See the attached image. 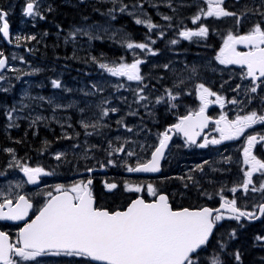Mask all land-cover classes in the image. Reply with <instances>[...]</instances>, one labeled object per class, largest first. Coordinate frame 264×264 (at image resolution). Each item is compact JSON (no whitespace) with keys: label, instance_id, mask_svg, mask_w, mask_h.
Instances as JSON below:
<instances>
[{"label":"rangeland","instance_id":"obj_1","mask_svg":"<svg viewBox=\"0 0 264 264\" xmlns=\"http://www.w3.org/2000/svg\"><path fill=\"white\" fill-rule=\"evenodd\" d=\"M27 2L28 0H0V8L8 12L6 19L11 24L12 39V46L8 47L0 34V53H3V57H9H7L9 69L5 75H0L2 77L0 110L5 107L6 111L14 112L11 120L6 119L4 132L12 134L21 131L19 125L25 121L24 132H33L34 137L42 135L43 132L59 133L62 137L59 143H62L61 146L58 144L54 147L52 152L41 150L34 157H29L30 166L33 168H55L54 172H49L52 173L51 175H43L45 183L34 189L28 186L19 166L22 165L23 155L17 154L15 149L12 154L9 153L5 169H0V193H3L0 202L4 198L16 201L19 195L25 194L41 207L47 200L44 199L48 198L46 194L49 191L56 193L57 185L70 187L74 183L83 181L88 171L82 168H92L96 171L95 178L99 186L103 185L102 188L100 186L103 191L107 189V183L121 186V190L114 197L117 204L126 203L138 195H147L148 185L154 188L158 186V193L169 189L176 204L190 196L198 198L202 186L205 187L204 197L213 203L237 199L238 195L243 197L241 185L246 179L244 173L250 169V165L242 161L244 145L235 147L227 154H217V152L204 154L205 147H193L177 139L178 141L175 140L171 147L170 151L173 155L165 168L171 170L177 159L190 156L191 160L186 163L185 172L180 171L159 179H145L147 183L129 177L126 171L129 166L135 167L148 161L154 147L162 139L158 132L145 126L146 123H158L157 107L151 100L163 97L161 102L163 105H169V110L172 104L177 105L173 111L183 116L202 106L198 97L193 94L198 84L203 83L219 95L218 84L224 78L222 70L225 68L216 60V56L229 33L239 34L242 28L241 22H247L246 18L250 21H264V16L260 14L264 12V4L261 0H226L223 7L237 13V16L221 18L201 16V20L196 23H193V18L199 14L201 8L206 10L207 0H117V2L116 0H76L74 7H84L89 13L80 18L79 24L65 29L59 25L55 27L51 21V10L52 6L54 7L51 0H37L39 13L43 19L40 15L31 18L24 15ZM125 5L128 7L121 12V7ZM134 5L142 6L133 7ZM165 16L171 19L165 20ZM237 17L239 24L236 22ZM136 19L151 21L158 27L149 30L146 23L136 24ZM213 22L221 23L212 26ZM201 25L209 28V35L206 38L193 37L187 40L179 35L184 30H198ZM35 28L41 30L39 38H36V33L31 31ZM49 28L55 30L51 44L62 46L63 55L58 54L60 47L58 46L56 50L49 49L52 55L47 56L45 51ZM77 29L81 31L78 32ZM85 31L90 33V36L84 35ZM148 33L153 35L147 37ZM160 33L163 35L161 36ZM32 36L35 39H27ZM17 37L20 39L17 40ZM151 40L155 43H151ZM173 40L177 43H171ZM210 41H213L212 45ZM128 43H147L156 54L137 48L129 49ZM98 49L101 51H97ZM137 59L143 61L140 64V72L144 77L142 82L113 76L99 67L100 63H106L111 67L120 63H133ZM165 64L168 68L164 67ZM193 68L196 69L195 73L192 72ZM227 75L230 78L231 91L240 85L242 95H246L245 90L249 85L244 73L232 68ZM53 80H59L61 87H53ZM181 80L183 83H180ZM166 84L173 85L171 90L174 94L180 93L176 101H171L165 90L161 95L157 93L153 96L154 87ZM141 88H143L142 93L139 92ZM139 95H144L147 99L139 100ZM212 97L208 99L216 101V98ZM232 99L238 101L235 97ZM10 101L15 103H2ZM112 108H116L117 111L112 113L110 111ZM102 109H108L109 115L103 116ZM233 110L239 112L241 109L235 106ZM144 113L150 117L147 119ZM38 117L40 119H37ZM83 123L97 124L98 127L85 129ZM128 128L132 131H128ZM217 129L216 125L213 137L219 136ZM42 143L46 146L49 144L48 140H43ZM76 145L79 147H75ZM121 146L125 148V152H114V149ZM100 149L105 150V155L97 154ZM128 151H133L135 155L128 156L126 154ZM57 153H65V156L61 160H56ZM47 159L50 160L49 164H52V167L47 165ZM109 160L113 163L109 164ZM198 165L203 166V171L197 167ZM69 170L72 172V176H69L70 180L68 179L70 172H67ZM61 175H65V179ZM189 176L193 179L189 180ZM137 184H142L139 187L143 192L128 190L137 187ZM176 184L179 187L172 188ZM185 184L188 186L185 187ZM232 188H237V191L233 193ZM244 198L250 201L247 210L257 215L258 206L262 203L260 198L264 199V193L260 196L259 193L252 192L250 185ZM224 215L229 216V214ZM221 224L222 230L215 242L218 247L214 250L220 255L221 251L235 253L240 252V249L245 250L248 246L246 243L240 242L241 248L239 244L236 245L243 239V234L249 235L253 244L264 248V241L256 240L257 236L264 237V219L258 222L259 231H254L252 225L243 219L237 222L226 218ZM230 225L236 228L234 239L229 237L232 231ZM221 242L227 245L225 249L220 248ZM91 263H87L81 257L77 261V264ZM65 264L74 263L70 261ZM206 264H213L212 259L210 258Z\"/></svg>","mask_w":264,"mask_h":264},{"label":"snow or ice","instance_id":"obj_2","mask_svg":"<svg viewBox=\"0 0 264 264\" xmlns=\"http://www.w3.org/2000/svg\"><path fill=\"white\" fill-rule=\"evenodd\" d=\"M261 3L264 4V0H261ZM223 4L224 0H207L206 10L201 8L199 14L193 18V23L200 21L201 16L216 18L237 16V13L228 11L223 7ZM141 6L134 5L133 7ZM127 7V5L121 7L120 11L124 12ZM260 14L264 16V12ZM24 15L29 17L40 15L37 0H28L24 7ZM7 16L8 12L0 8V33L4 37H9ZM40 18L43 19V16L40 15ZM164 19L170 20L171 17L165 16ZM236 22L239 24V17H237ZM135 23L138 25L146 23L149 30L158 27L151 21L140 19H136ZM77 31L81 30L77 29ZM83 34L90 36V33L86 31ZM160 35L162 36L163 33ZM179 35L187 40H191L193 37L206 38L209 35V28L201 25L198 30H184ZM19 39L17 37V40ZM27 39H35V37L32 36ZM150 42L155 43L154 40ZM171 43L175 44L177 41L173 40ZM238 44H243L248 48V51H237L236 45ZM127 48L147 50L153 55L156 54L147 43H128ZM2 57L3 53H0V70L7 66L6 58ZM93 59L95 60V57ZM216 60L222 65L246 66L245 78H251V86L245 90L246 94L249 92L257 93L258 89L264 91L261 88V85H264V28L257 23L247 34L234 35L229 33L216 56ZM141 63L143 61L137 59L133 63H120L118 66L111 67L106 63H100L99 67L113 76L126 77L128 81L142 82L144 77L140 72ZM164 67L168 68V65L165 64ZM192 72L195 73L196 69L193 68ZM180 83H183V80ZM52 84L55 88L61 87L59 80H53ZM239 89L240 85H237L233 90ZM165 91L171 101H176L180 95L179 92L174 94L171 89ZM197 91L202 105L199 111L183 116L178 123L162 133V139L159 140V146L155 148L151 159L147 163L127 167L128 172H159L161 170L160 161L164 157L168 142L172 139L169 135L172 131L182 133L189 143L196 144L197 137L207 127L210 119L205 115L209 103L212 102L208 98L215 96V102L220 103L221 106L224 103L223 97L211 91L203 83L197 85ZM139 92L142 93L143 88L139 89ZM146 99V96L139 95V100ZM163 99V97L158 98L156 103L163 102ZM260 99L264 102V97ZM229 102L238 103L235 99ZM249 103H251V98ZM171 106L174 108L177 105L172 104ZM110 111L115 113L117 109L112 108ZM261 113H264V109L261 110ZM102 114L108 116L109 110L102 109ZM8 119H12L11 114H9ZM118 123L120 122L118 121ZM222 123L223 127L217 129L221 134L220 139H212L211 141L206 139L204 143L198 146L204 148L209 143L215 145L220 144L223 140L237 139L253 125L264 124V114H258L257 111L253 110L250 114L237 116L233 121L221 116L216 124L221 125ZM83 127L85 129L95 128L98 125L83 123ZM127 130L132 131L131 128ZM87 134L90 135L91 133ZM66 138L71 139L72 137ZM260 140L264 141V135L260 136ZM256 142V135L247 137L244 163L250 165V170L244 173L246 179L241 185L245 194L248 193L250 185L252 192L264 193V180H261L259 187H256L253 182L254 173H260L264 177V161L257 159L252 152ZM75 147H79V145ZM6 151L10 154L14 152L13 149H6ZM114 152L123 153L125 148L123 146L118 147L114 149ZM126 154L128 156L135 155L133 151H128ZM63 156L65 153H57L55 159L61 160ZM108 163L111 164L113 161L109 160ZM19 166L27 176V182L32 184L38 183L41 175L52 174L41 167ZM197 167L203 171L202 165ZM93 170L92 168L87 169L89 172ZM188 179L192 180L193 177L189 176ZM91 184L92 180L89 179L86 183L81 181L72 184L70 187L57 185L55 188L56 195L49 191L46 194L48 198L39 209L38 214L20 230L17 244L22 246L9 243L8 235L5 232H0V264H21V261H32L36 260L37 257L49 254L85 257L92 261L103 262V264H198L200 252L208 245L219 222L226 218L239 222L242 217L252 220L264 216V204L258 206L260 216H257L253 212L241 211L237 206L236 199L224 200L221 208L217 209L208 207L173 209L168 196L158 193L152 185L147 186V191L156 197L155 200L148 202L138 197L131 201L123 211H109L96 205L90 188ZM187 186L185 184V187ZM106 187L111 191L117 188V184L107 183ZM128 190L136 193L143 191L139 186ZM231 191L235 193L237 188H232ZM0 196H3V193H0ZM32 207L33 204L24 195H19L15 204L11 198H4L0 202V220H24ZM5 209L7 210L5 211ZM221 209L226 210L231 215L226 217ZM229 237L232 239L236 237L235 229L229 233ZM256 240L264 241V237L257 236ZM226 247V244H220L221 249ZM14 257H19L20 260H16ZM234 257L237 262H241L239 251L234 253ZM214 264H222V261L216 258Z\"/></svg>","mask_w":264,"mask_h":264},{"label":"trees","instance_id":"obj_3","mask_svg":"<svg viewBox=\"0 0 264 264\" xmlns=\"http://www.w3.org/2000/svg\"><path fill=\"white\" fill-rule=\"evenodd\" d=\"M52 3H54V7L52 6L51 10V17H52V23L55 25L61 26L63 29L67 28L71 24H75L78 21H80V18H82L83 12H85V15L87 14V10L84 9V7H74L76 5V0H51ZM55 11V12H54ZM255 25V21H253L249 25V29H252ZM132 27H135L133 24H131ZM140 29V28H137ZM58 31V30H57ZM55 33V30H53V34ZM153 34L148 33L147 37H151ZM44 37V36H43ZM53 40V36H49L48 42L46 43V53L47 56L50 57L51 50H56L59 44H51V41ZM43 47V45H42ZM50 47V48H49ZM63 48L62 46L58 49V54H61ZM154 90H158V86L153 88ZM3 104H7V102H2ZM7 119V111L5 110V107H3V110H0V167L5 164L7 161L9 154L6 151V149H12L16 148L17 152L19 154H24L26 151H30L31 153L37 154L41 152V148H43V143L40 137H34L33 132L27 133L24 132V130H21L19 132H13L12 134H7L4 132V127ZM49 144L47 147L51 146L54 141L49 140ZM110 203L112 202V198H110ZM206 202V201H205ZM185 203L188 207H195L199 206L201 203L199 198L192 199L190 198L185 199ZM257 225V226H256ZM232 230L236 228L233 227V225H230ZM251 227H253L254 231L260 230V224L258 223L253 224ZM222 230V227H221ZM243 239L236 243V245L239 244V247L241 248L240 242L246 243L248 246L245 247V250L240 249V255H241V262H237L234 257V253H230L227 251H221V255L214 251L218 244H215L218 239V234L214 237L211 247L207 248L205 251H201L200 255L198 257V264H206L210 261V258L212 259V262L214 264V260L216 258H219L220 261H222V264H264V248H261L259 246H256L252 243L251 237L247 234H243ZM222 243V242H221ZM262 254V255H261Z\"/></svg>","mask_w":264,"mask_h":264},{"label":"flooded vegetation","instance_id":"obj_4","mask_svg":"<svg viewBox=\"0 0 264 264\" xmlns=\"http://www.w3.org/2000/svg\"><path fill=\"white\" fill-rule=\"evenodd\" d=\"M248 49V48H247ZM248 51V50H247ZM261 88L264 89V85H261ZM258 95H260V97H257V108L261 107L264 108V102L261 101V97H264V91H261L260 89H258L257 92ZM162 118H164V121H162ZM174 116H173V111L169 110L166 112V117H161L160 118V125L158 126V128H155V130L160 134L161 138H162V133H164L167 128H168V124L169 122H171L173 120ZM257 159L264 161V154L260 155V156H256ZM169 173V170H167L166 168H163V172L162 175L160 176V178L162 177H166ZM262 178L260 173H254L253 174V182L258 181ZM175 187H179L178 184L174 185L172 188ZM95 195L97 197V203L99 206L104 207V208H111L113 207L110 204V198H112V195L110 193H105V192H95ZM264 200V199H263ZM112 203V202H111Z\"/></svg>","mask_w":264,"mask_h":264},{"label":"water","instance_id":"obj_5","mask_svg":"<svg viewBox=\"0 0 264 264\" xmlns=\"http://www.w3.org/2000/svg\"><path fill=\"white\" fill-rule=\"evenodd\" d=\"M8 40H9V37H6ZM6 68V67H5ZM5 68L4 69H2V70H0V72H2V71H4L5 70ZM209 123H210V121L208 122V125H209ZM207 125V126H208ZM204 130V129H203ZM202 130V131H203ZM179 134H182V133H179ZM203 134V132H201V134H200V136ZM174 135H175V133H172L171 134V137H172V139L168 142V145H167V148L165 149V152H164V157L161 159V161H160V166L162 165V163H163V161H164V158H165V154H166V152H167V150H168V148H169V146H170V144H171V142H172V140H173V138H174ZM183 135V134H182ZM198 139L199 138H197L196 139V141H198ZM160 172H161V170L159 171V172H130V174H138V175H157V174H160ZM40 184V181H38V183H36V184H34V185H39ZM149 202H151V201H149ZM169 203H170V201H169ZM171 204V203H170ZM223 203H221L220 205H219V207H217V208H221V205H222ZM172 205V204H171ZM173 207V206H172ZM205 207H208V208H212V207H210V206H205ZM217 208H213V209H217ZM126 209V208H125ZM125 209H118V210H120V211H123V210H125ZM190 209H192V208H190ZM193 209H199V208H193ZM109 210V209H108ZM110 211V210H109ZM116 211V210H115ZM221 211L222 212H227L226 210H224V209H221ZM258 216H260V213H259V215ZM262 217L263 216H260V218L259 219H252V220H249V219H247V218H244L245 220H247L248 222H255V221H258V220H260V219H262ZM12 221H14V220H12ZM19 221H21V220H19ZM15 222H18V221H15ZM216 229H217V227H216ZM216 229L214 230V232H213V236H214V234H215V231H216ZM213 236L210 238V241L212 240V238H213ZM209 241V242H210ZM209 244V243H208ZM206 247V246H205ZM100 263V262H99ZM103 263V262H102Z\"/></svg>","mask_w":264,"mask_h":264},{"label":"bare ground","instance_id":"obj_6","mask_svg":"<svg viewBox=\"0 0 264 264\" xmlns=\"http://www.w3.org/2000/svg\"><path fill=\"white\" fill-rule=\"evenodd\" d=\"M108 1V0H107ZM151 1H153V0H151ZM164 1V0H163ZM116 2H117V0H116ZM122 2V1H121ZM131 2V1H130ZM162 2V1H161ZM119 4V3H118ZM151 4H152V2H151ZM154 4V3H153ZM156 4H158V3H156ZM164 5V4H163ZM156 6V5H155ZM159 8V7H158ZM165 8V7H164ZM155 9H157L156 7H155ZM159 9H161V8H159ZM159 9H158V11H159ZM161 10H163V9H161ZM162 12V11H161ZM245 12H247V11H245ZM157 14H158V12H156ZM162 14V13H161ZM249 14V13H248ZM149 15V14H148ZM151 16V15H150ZM105 21V20H104ZM87 23V22H86ZM89 23V22H88ZM92 23V22H91ZM97 23V22H96ZM106 23V22H105ZM85 25V24H84ZM101 40V39H100ZM85 41V40H84ZM102 41V40H101ZM110 41V40H109ZM99 45V44H98ZM93 46V45H92ZM94 47V46H93ZM92 47V48H93ZM108 47V46H107ZM98 48V47H97ZM96 48V49H97ZM95 49V48H94ZM102 49V48H101ZM101 49H98L97 51H101ZM109 52V51H108ZM84 53V52H83ZM100 53V52H99ZM110 54V53H109ZM95 56V55H94ZM185 147V146H184ZM118 148V147H117ZM185 148H187V147H185ZM192 148V147H191ZM188 150H189V148H188ZM193 150V149H192ZM187 151V150H186ZM108 152H110V151H108ZM193 152H194V150H193ZM193 154V153H192ZM10 159V158H9ZM13 161V160H12ZM96 162H97V160H96ZM14 164V163H13ZM64 173V172H63ZM61 181V180H60ZM123 182H125V181H123ZM220 183H221V181H220ZM124 184H127V182H125ZM125 186V185H124ZM126 187V186H125ZM192 190V189H191ZM195 190H197V189H195ZM128 192V191H127ZM198 192V191H197ZM118 199V198H117ZM262 255V254H261Z\"/></svg>","mask_w":264,"mask_h":264}]
</instances>
